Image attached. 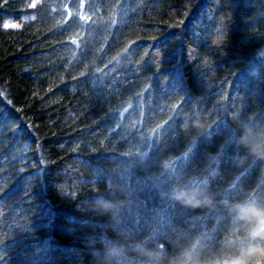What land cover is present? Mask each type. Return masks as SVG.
<instances>
[{
    "label": "trees",
    "instance_id": "trees-1",
    "mask_svg": "<svg viewBox=\"0 0 264 264\" xmlns=\"http://www.w3.org/2000/svg\"><path fill=\"white\" fill-rule=\"evenodd\" d=\"M35 1L0 0V264L264 247L236 208L264 209V0Z\"/></svg>",
    "mask_w": 264,
    "mask_h": 264
},
{
    "label": "clouds",
    "instance_id": "clouds-1",
    "mask_svg": "<svg viewBox=\"0 0 264 264\" xmlns=\"http://www.w3.org/2000/svg\"><path fill=\"white\" fill-rule=\"evenodd\" d=\"M240 143L247 150L248 156L264 160V137L253 136L251 131H249L247 135L241 137ZM241 163H243V161H241ZM172 198L193 209H201L212 206V200L207 196L201 198V194L198 192L178 190L172 194ZM236 208L240 213L241 219L249 221L252 225L250 230L251 235L253 237L259 236L264 238V209L254 206H246L245 204H238L236 205ZM258 251H264V247L252 246L246 251H243L237 258L231 260L218 259L215 261H209L207 264H248V261ZM188 261L189 264H191L190 255L188 256ZM172 264H177V262L172 261ZM195 264H201V262L196 261Z\"/></svg>",
    "mask_w": 264,
    "mask_h": 264
},
{
    "label": "snow or ice",
    "instance_id": "snow-or-ice-1",
    "mask_svg": "<svg viewBox=\"0 0 264 264\" xmlns=\"http://www.w3.org/2000/svg\"><path fill=\"white\" fill-rule=\"evenodd\" d=\"M33 7H35V5H33ZM4 28H15V27H18V25H15V24H5L3 25Z\"/></svg>",
    "mask_w": 264,
    "mask_h": 264
},
{
    "label": "rangeland",
    "instance_id": "rangeland-1",
    "mask_svg": "<svg viewBox=\"0 0 264 264\" xmlns=\"http://www.w3.org/2000/svg\"><path fill=\"white\" fill-rule=\"evenodd\" d=\"M37 1V0H36ZM35 1V2H36ZM7 24H15V25H18V23L17 22H14V21H9ZM19 26V25H18Z\"/></svg>",
    "mask_w": 264,
    "mask_h": 264
}]
</instances>
